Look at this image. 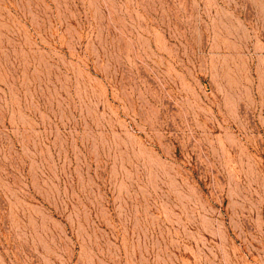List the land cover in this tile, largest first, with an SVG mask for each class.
Wrapping results in <instances>:
<instances>
[{
    "label": "rangeland",
    "instance_id": "obj_1",
    "mask_svg": "<svg viewBox=\"0 0 264 264\" xmlns=\"http://www.w3.org/2000/svg\"><path fill=\"white\" fill-rule=\"evenodd\" d=\"M0 264H264V0H0Z\"/></svg>",
    "mask_w": 264,
    "mask_h": 264
}]
</instances>
